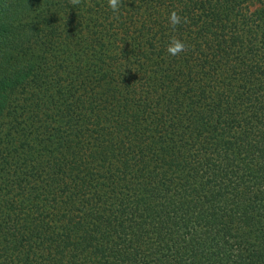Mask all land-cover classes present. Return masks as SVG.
Wrapping results in <instances>:
<instances>
[{
  "label": "trees",
  "instance_id": "1",
  "mask_svg": "<svg viewBox=\"0 0 264 264\" xmlns=\"http://www.w3.org/2000/svg\"><path fill=\"white\" fill-rule=\"evenodd\" d=\"M0 264H264V0H0Z\"/></svg>",
  "mask_w": 264,
  "mask_h": 264
},
{
  "label": "clouds",
  "instance_id": "2",
  "mask_svg": "<svg viewBox=\"0 0 264 264\" xmlns=\"http://www.w3.org/2000/svg\"><path fill=\"white\" fill-rule=\"evenodd\" d=\"M80 3L81 0H70V4L72 6H77ZM107 6L109 9H111L114 15L118 16L122 7V0H107ZM167 20L168 24L174 30L181 24L187 23V17H182L180 12L177 11L175 8H173L170 12L167 13ZM188 49L189 46L187 45V43L183 39L176 36H172L166 46V52L169 56L172 57L179 56L180 54L188 51Z\"/></svg>",
  "mask_w": 264,
  "mask_h": 264
}]
</instances>
